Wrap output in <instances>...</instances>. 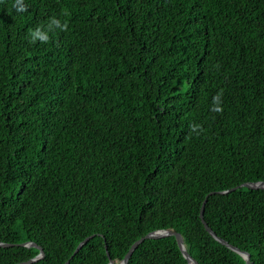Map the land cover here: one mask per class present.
I'll use <instances>...</instances> for the list:
<instances>
[{"label": "trees", "instance_id": "1", "mask_svg": "<svg viewBox=\"0 0 264 264\" xmlns=\"http://www.w3.org/2000/svg\"><path fill=\"white\" fill-rule=\"evenodd\" d=\"M256 181L264 0H0V264H264Z\"/></svg>", "mask_w": 264, "mask_h": 264}, {"label": "water", "instance_id": "2", "mask_svg": "<svg viewBox=\"0 0 264 264\" xmlns=\"http://www.w3.org/2000/svg\"><path fill=\"white\" fill-rule=\"evenodd\" d=\"M239 186H246L248 188H251V189H264V181H256V182H245V183H242L241 185ZM238 186H235V187H232L230 189H226V190H221V191H216L217 193H227V192H230L234 189H236ZM214 192H210L209 194H207L202 202V205H201V209H200V218H201V221L205 227V229L214 237L216 238L219 242H221L222 244L226 245L227 247H229L230 249L240 253V255L245 259V264H249V254L247 252H243L241 250H239L238 248L234 247L233 245L227 243V241L223 240L222 238L218 237L214 231L207 225V223L204 221L203 219V210H204V205H205V202H206V199L207 197L212 194ZM94 234L90 235V236H87L85 237L82 241H80L78 243V245L76 246L74 252H73V255L80 249V247L85 243L87 242L91 237H93ZM170 235H173L176 239V242L178 244V247L183 255V257L186 259V264H198L197 261L186 251L185 249V246L183 244V240L181 238V235L179 232L177 231H173V230H169V229H160V230H156V231H153V232H149L147 233L146 235L140 237L139 239H137L136 241H134L132 243V245L130 246L129 250L127 251V253L124 255L123 259L121 260V262L119 264H127V261L130 257V255L132 254V251L137 247V245L143 240V239H158V238H163V237H166V236H170ZM12 244L11 243H5V242H0V247H7V246H11ZM19 245H22V246H26V247H30V246H34V247H37L39 249V253L27 260V261H23V262H19L17 264H30V263H33L35 261H37L38 259H41L43 256H44V252H43V249L35 244L34 242H22L20 243ZM72 257V255H71ZM69 260H66V262L64 264H68ZM108 264H114V262L112 260L109 261Z\"/></svg>", "mask_w": 264, "mask_h": 264}, {"label": "clouds", "instance_id": "3", "mask_svg": "<svg viewBox=\"0 0 264 264\" xmlns=\"http://www.w3.org/2000/svg\"><path fill=\"white\" fill-rule=\"evenodd\" d=\"M53 23L59 25L58 21H54ZM48 35L44 32H41L39 29L31 33V39L35 41L36 39H40L42 41H47L48 40Z\"/></svg>", "mask_w": 264, "mask_h": 264}]
</instances>
